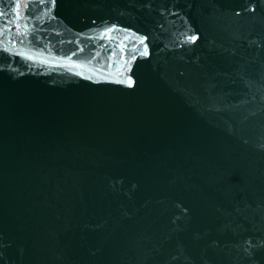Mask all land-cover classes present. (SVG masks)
<instances>
[{
	"label": "water",
	"instance_id": "obj_1",
	"mask_svg": "<svg viewBox=\"0 0 264 264\" xmlns=\"http://www.w3.org/2000/svg\"><path fill=\"white\" fill-rule=\"evenodd\" d=\"M0 264H264V0H0Z\"/></svg>",
	"mask_w": 264,
	"mask_h": 264
},
{
	"label": "snow or ice",
	"instance_id": "obj_2",
	"mask_svg": "<svg viewBox=\"0 0 264 264\" xmlns=\"http://www.w3.org/2000/svg\"><path fill=\"white\" fill-rule=\"evenodd\" d=\"M53 2H54V0H53ZM17 7H19V5H17ZM26 27H27V26L25 25V28H26ZM105 35H107V33H106ZM196 39H197V38H196L195 36H192V37L190 38V40H191L192 43H195ZM140 43H141V44L144 43L143 38H141ZM141 55H144V56L148 55V49H147L146 46H145V48L143 49V51L141 52ZM76 67H79V65H76ZM126 82L128 83L129 86H131L132 83H133L132 80H131L130 78H128Z\"/></svg>",
	"mask_w": 264,
	"mask_h": 264
}]
</instances>
